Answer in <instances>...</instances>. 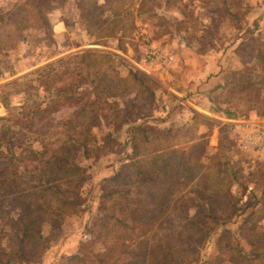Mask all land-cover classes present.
<instances>
[{
    "label": "trees",
    "instance_id": "1",
    "mask_svg": "<svg viewBox=\"0 0 264 264\" xmlns=\"http://www.w3.org/2000/svg\"><path fill=\"white\" fill-rule=\"evenodd\" d=\"M124 1L81 0L80 18L87 34L98 38L115 35ZM249 52L248 60L256 59L264 73V44L251 46ZM85 53L72 65L67 60L57 66V70L73 69L60 79L59 101L83 102L79 112L61 124L68 134L55 142L40 141L38 149L28 142L23 145V139L2 140L10 127L1 131L0 239L7 245L0 247V264L39 263L49 248L48 241L57 239L66 218L80 209L87 170L79 165L78 155L82 151L85 156L86 143L94 140L93 129L100 124L104 102L133 93L132 100L153 99L151 82L140 72L129 70L123 77L110 54ZM50 68L47 64L40 70ZM236 84V77L232 78L233 90ZM135 106L129 103V108ZM113 111L117 118L122 110ZM129 111L123 117L132 114ZM33 113L17 112L15 132L33 133L25 127L27 122L32 124ZM199 118L209 121L193 114V122ZM190 126L179 133L147 124L133 126L129 161L101 182L99 215L89 228L93 241L82 244L60 264L198 263L204 243L238 217V208L231 191L235 172L226 161L208 153L206 135L196 136ZM253 202L258 208L239 224L237 235L226 228L219 232L207 264H264V191ZM94 240L102 244L104 257L91 253ZM241 240L245 246L239 244Z\"/></svg>",
    "mask_w": 264,
    "mask_h": 264
},
{
    "label": "rangeland",
    "instance_id": "2",
    "mask_svg": "<svg viewBox=\"0 0 264 264\" xmlns=\"http://www.w3.org/2000/svg\"><path fill=\"white\" fill-rule=\"evenodd\" d=\"M80 1L47 0L40 3L38 0H0V18L3 19L0 21V135L5 127H10L2 140L7 137L23 139V145L30 143L32 148L39 149L40 141L51 143L68 134L61 124L74 117L83 102L71 105L59 101L60 79L68 71L71 75L73 69L57 70V66L67 60H72V65L86 56L87 51L110 54L123 77L129 70H135L151 82L149 86L154 93L153 99L132 100L134 93L107 99L99 111L100 124L93 129L94 140L86 143L85 156L84 152H79L78 163L87 170V179L81 188V207L77 213L66 218L59 237L48 241L50 248L56 241L72 238V244L78 250L82 244L94 239L89 228L99 215L103 175L107 172L115 174L118 167L129 161L133 126L147 124L160 130L173 129L176 133L184 128L182 121L171 120L180 115V108L178 111V107L175 109L178 99L170 96L162 99L161 87L158 81H154V68L168 71L171 65L154 61V57L152 61L148 60L145 56L150 50H164L166 47L178 52L187 66L185 74L191 71L192 66L200 68L202 64L207 66L210 74H214L220 66L224 71L222 78L212 81L205 91L209 95L210 111H216L217 115L227 120H243L249 113L264 118V73L256 59L247 58L251 46L264 44V0H125L121 4L123 12L115 35L104 38L87 34L80 18ZM89 2L102 3V0ZM20 9L24 11L19 13ZM58 21L64 24L65 29L59 36L54 33ZM198 36L202 37L199 43L196 42ZM14 40V46L9 48ZM187 42L191 50L182 44L188 45ZM135 63H141L144 69L140 70ZM47 64L55 70L41 71L40 68ZM235 77L237 84L233 90L231 81ZM219 82H227V86L220 91L216 89L221 84ZM191 97L193 94L187 91L179 102H192ZM166 101L171 102V110H165L167 104L163 102ZM130 102L136 106L129 108ZM47 107L54 110L44 111ZM115 108L122 110L117 118L113 111ZM127 109L132 114L123 117ZM19 110L35 111L30 114L32 124L27 122L25 125L33 131L32 134L25 130L15 132L14 120ZM165 119L168 123L159 126L160 121ZM227 120L221 123L199 118L190 126L194 127L196 136L198 127L203 129L201 133L207 137L208 153L220 162L226 161L235 172L231 191L237 199L238 208V217L218 228V232L204 243L197 264H207L214 255L220 231L226 228L234 236L237 235L239 224L258 208L254 198L264 191V152L257 155L241 153L235 139L243 130L239 131L237 122ZM239 244L245 246L242 240ZM6 245L5 239H0V247ZM90 250L98 258L104 257L99 241L94 240ZM64 257L60 259L52 251L47 255L45 264H60ZM43 258L37 264H44Z\"/></svg>",
    "mask_w": 264,
    "mask_h": 264
},
{
    "label": "crops",
    "instance_id": "3",
    "mask_svg": "<svg viewBox=\"0 0 264 264\" xmlns=\"http://www.w3.org/2000/svg\"><path fill=\"white\" fill-rule=\"evenodd\" d=\"M64 24L60 21H58V23H56V25L54 26V33L55 35H62L64 33ZM183 40V39H182ZM202 37L198 36V38L196 39V42L199 43L201 42ZM156 41L154 40V43ZM182 42V41H181ZM184 45V48L187 47L191 50L190 48V43L187 42L188 45H186L185 43H182ZM194 48V47H193ZM188 49V50H189ZM162 50V49H161ZM164 52L169 53L172 57H173V62L172 64H170L171 68H169V70L167 71V69H156L154 68V81L159 83L161 90L163 92L162 95V99L168 98L169 96L173 99H178L177 103H176V107L175 109H177V111L180 108V115H176L177 117H175L174 119H171L172 121H182V126L184 125V128L192 125L193 124V114L194 113H198L203 115L206 118H209L210 120L217 122L220 121L221 123L226 122L227 118H222L220 115H217L218 113L216 112H212L210 110L211 107L208 106L210 100L207 99L209 95L208 92L205 93V91L207 90V86L212 83V81L216 80L217 78H222V74H223V68H221L220 66H218V70L216 72H214V74H210L209 71L207 70V66L206 65H201L200 68H196V67H191V71L187 74H185V70L187 68L185 61H183V58L180 56V54L178 52H174L172 50H168L166 47L164 50H162ZM135 65L140 69H144V65L142 66L141 63H135ZM165 68V67H164ZM27 70V69H26ZM221 71V72H220ZM183 72V73H182ZM174 77H177V79ZM179 78V79H178ZM213 80H211V79ZM221 84H218V88H216L217 90H221L223 88H225L226 84H222V82H219ZM220 88V89H219ZM215 88H213L214 90ZM187 91L191 92V95L193 94V97H191L192 102L188 101V102H179V100H182L183 98V94L186 93ZM166 94V95H165ZM212 92L210 93V96H212ZM208 102V104H207ZM165 104H167V106H165V110H171V102H163ZM175 104H173L172 106H174ZM208 106V108H207ZM220 108V105H219ZM218 108V109H219ZM156 109V108H155ZM154 111L157 112V109ZM174 109V110H175ZM222 110V109H221ZM161 111H163V109H161ZM177 111H174L175 113ZM163 113V112H162ZM178 114V113H176ZM165 117V116H163ZM264 118L263 116L260 117L256 114L253 113H249L248 117L246 119L243 120H238L235 121L234 119H228L227 121H235L237 122L240 126V130L242 131L245 129L246 125L249 123H253V122H264L263 121ZM164 122V123H162ZM162 122L160 121L159 126L162 125H166L168 123V119L162 120ZM200 128V129H199ZM203 131V129L199 126L197 129V135H202L203 133H201ZM129 152L131 150L130 146H129ZM130 154V153H129ZM108 173V174H107ZM103 175V178L109 176L111 174V172H107ZM95 179V177H94ZM73 240L72 238H68V239H61L59 241H56V243L54 244V246H50V248L45 252L44 254V264L47 262V255H49V253H51L52 251H55V253L58 255V257H64V256H69L71 254L76 253L77 251V247L75 246V244H72ZM55 250H51L54 249ZM43 264V263H42Z\"/></svg>",
    "mask_w": 264,
    "mask_h": 264
},
{
    "label": "built area",
    "instance_id": "4",
    "mask_svg": "<svg viewBox=\"0 0 264 264\" xmlns=\"http://www.w3.org/2000/svg\"><path fill=\"white\" fill-rule=\"evenodd\" d=\"M160 49L150 50L146 58L152 61H161L164 65L172 64L173 57ZM237 149L244 154L257 155L264 152V122H253L246 125L235 139Z\"/></svg>",
    "mask_w": 264,
    "mask_h": 264
}]
</instances>
